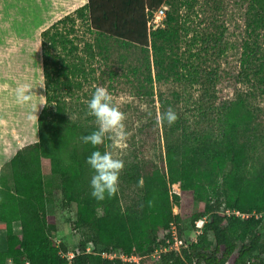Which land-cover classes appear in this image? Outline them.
I'll return each instance as SVG.
<instances>
[{
  "label": "trees",
  "instance_id": "16d2710c",
  "mask_svg": "<svg viewBox=\"0 0 264 264\" xmlns=\"http://www.w3.org/2000/svg\"><path fill=\"white\" fill-rule=\"evenodd\" d=\"M166 5L171 9L164 11L162 26L149 29L147 19ZM76 17L86 21L99 44L113 39L122 46L138 47L145 59L143 82L188 78L195 83L199 77L197 69L173 51L178 48L183 25L167 0H87L72 15L43 30L44 104L36 121L37 141L19 149L9 160L10 182L0 174V225L4 232L0 264H127L101 257L99 247L101 252L136 256L139 264H264L263 226L257 216L264 213V162L256 169L249 167L259 139L246 94L236 95L221 107L216 117L217 137H196L181 129L177 143L166 145L161 167L152 163L131 167L134 182L143 178V197L137 207L122 209L117 192L103 201L91 196L93 171L86 159L93 151H106L107 141L105 138L95 148L84 144L81 137L97 127L68 119L64 100H60L61 91L69 90V78L83 73L68 60L77 51L69 38L73 27H58L68 22L73 26ZM243 27L245 38L235 67L209 73V81L258 83L264 93V51L259 44L264 37V0H246ZM214 40L221 42L220 38ZM195 41L197 37L192 39ZM46 177L58 178L62 204L75 206V226L85 231L69 263L63 257L67 245L56 244L51 237L55 227L46 213ZM173 184L179 186L178 195L170 191ZM195 204L199 208L193 213ZM173 205L179 211L176 215L172 214ZM226 209L245 217L227 216L223 213ZM186 217L192 227L204 218L194 241L179 251L152 258L154 250L164 245L171 223L181 237V222ZM14 225L19 227L18 233ZM88 244L91 251H87Z\"/></svg>",
  "mask_w": 264,
  "mask_h": 264
},
{
  "label": "rangeland",
  "instance_id": "374dc122",
  "mask_svg": "<svg viewBox=\"0 0 264 264\" xmlns=\"http://www.w3.org/2000/svg\"><path fill=\"white\" fill-rule=\"evenodd\" d=\"M73 1L63 0L69 5L71 2L74 5ZM167 1L175 7L179 24L183 25L178 48H174L173 51L197 69L199 77L195 83L190 82L188 78L180 81L167 78L161 81L153 80L152 83L143 82L141 73L145 74V59L138 47L122 46L113 39L107 40L104 44L97 43L96 35L88 30L86 21L81 18L76 17L73 26L69 22L58 26L59 29L66 30L73 27L69 38L77 45V51L73 52L68 60L83 70L82 74L69 78L71 81L69 90L61 91L60 100H64L68 119L69 116L75 117L72 121L97 127L95 117L88 115L86 104V101L91 99L95 86L105 87L113 97V104L126 115L124 124L129 134L127 147L114 148L111 140L106 138V151H112L124 161L117 191L122 209L137 207L143 197L142 187L133 181L131 175L130 169L133 165L152 163L156 167H161L166 145L177 143L181 129L196 137L206 139L217 137V114L221 107L227 105L238 94L247 95L249 109L254 117L256 136L259 139L257 150L251 153L249 167L256 169L264 162L262 85L217 80L212 82L209 81L208 75L222 68L235 67L240 54V42L245 38L243 14L246 0ZM48 3L52 6L51 4L62 2L44 0L34 9L31 0H0V82L2 86L3 82H6V97L8 101L14 102L12 106L20 104L13 98H16L14 90L22 84L31 85L34 89L38 84L39 105L44 104V98L40 97L44 96V89L41 88L43 79L39 34L45 27L39 25ZM160 9L164 13L171 8L166 5ZM69 14L72 15L73 11ZM162 21L163 19L158 22V27L162 26ZM147 27L149 29L155 27L150 17L147 19ZM195 37L197 41L192 42ZM219 38L221 42L215 43L214 39ZM259 44L263 52L264 37ZM133 68L137 71L133 72ZM151 75L153 78L152 66ZM141 105H146V110H141ZM168 109L174 110L178 119L171 126L166 121L161 125L158 116ZM8 171V167H5L1 174L10 182ZM45 179L48 181L45 189L46 213L49 219H53L51 221L55 227L51 237L56 244L67 245L69 250L63 257L69 263L74 251L77 250L78 242L84 239L85 231L75 226V206L62 204L57 185L58 178ZM170 191L178 195L180 193L178 184L171 185ZM198 208L199 205L195 204L191 211L194 213ZM178 213V208L173 205L172 214ZM98 214L100 215V211ZM257 216L261 218L263 226L261 233L264 240V213ZM195 229V224L192 227L188 217L182 220L181 239L184 245L194 241L197 235ZM0 230V237L3 239L2 225ZM14 231L18 233L17 225H14ZM209 239L212 240L210 234ZM101 249L99 247L97 252H101ZM91 250L92 246L88 244L87 251ZM221 252L222 248L218 254Z\"/></svg>",
  "mask_w": 264,
  "mask_h": 264
},
{
  "label": "clouds",
  "instance_id": "9594fccd",
  "mask_svg": "<svg viewBox=\"0 0 264 264\" xmlns=\"http://www.w3.org/2000/svg\"><path fill=\"white\" fill-rule=\"evenodd\" d=\"M42 86L41 88H43ZM31 85L22 84L15 90L16 100L20 104H28L33 101L35 94L32 93ZM44 98V96H40ZM88 115L94 116L97 130L81 137L84 144H90L93 148L102 145L105 138L111 140L112 146L117 149L127 147L128 132L124 121L126 115L113 104V97L103 86H95V91L90 100L86 101ZM146 105H141V110H146ZM37 105L33 104L32 114L29 119L37 121L35 112ZM69 119H75L70 117ZM178 116L172 109L162 112L158 116L161 125L166 121L171 126ZM39 143V141H38ZM86 164L90 166L93 175L90 179L91 196L97 201H103L107 197H112L118 191L120 174L124 168L123 159L119 158L112 151H93L86 159ZM138 186H143V178L138 180Z\"/></svg>",
  "mask_w": 264,
  "mask_h": 264
},
{
  "label": "crops",
  "instance_id": "0c3cea01",
  "mask_svg": "<svg viewBox=\"0 0 264 264\" xmlns=\"http://www.w3.org/2000/svg\"><path fill=\"white\" fill-rule=\"evenodd\" d=\"M39 1L41 2L44 0H31L32 8L35 9V6L39 5ZM50 1L51 0H48V2ZM59 1L62 3L51 4L52 6H49L50 4L48 3L42 21L40 22V27H49L53 21H56L63 15H69L70 12L87 3V0H74V5H72V2L69 5L68 3L63 2V0ZM37 33L39 32L37 31ZM1 84L2 83L0 82V174L1 171L7 167L9 160L19 149L37 141L36 121L29 119V116L32 114L33 104L37 105V110L35 112L37 117L41 110L40 107H42L39 105L38 84H36L35 89L31 87L32 93L35 94L33 101L28 104H17L18 106H12L14 102L7 100L6 82H3V86ZM11 85H13V83H11ZM13 99L16 98L14 97ZM3 242L4 237L3 239L0 237V246H2Z\"/></svg>",
  "mask_w": 264,
  "mask_h": 264
},
{
  "label": "built area",
  "instance_id": "2783aa9c",
  "mask_svg": "<svg viewBox=\"0 0 264 264\" xmlns=\"http://www.w3.org/2000/svg\"><path fill=\"white\" fill-rule=\"evenodd\" d=\"M164 13L162 9H158L155 11L150 19H152V22H154L155 27H158V22H161L163 19ZM223 213L227 216L234 215L235 217L244 218L245 215L238 212V211H231V210H223ZM204 222V218L200 219L198 222H195V232L198 234L201 231L202 225ZM168 237L164 240V245L160 248H157L154 250V253L152 254V258H159L160 254L167 251H179L181 247H185L186 245L183 244V240L178 235V230L176 228V225L171 223L170 227L168 229ZM101 257L106 259H119L127 264H139L138 257L136 256H126L122 253H117L114 251H102L100 252Z\"/></svg>",
  "mask_w": 264,
  "mask_h": 264
}]
</instances>
